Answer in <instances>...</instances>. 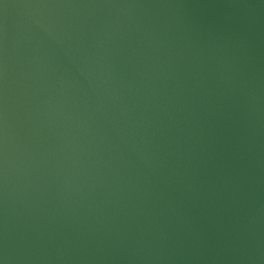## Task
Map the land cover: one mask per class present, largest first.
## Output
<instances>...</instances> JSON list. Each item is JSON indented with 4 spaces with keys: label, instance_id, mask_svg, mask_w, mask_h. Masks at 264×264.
<instances>
[{
    "label": "water",
    "instance_id": "95a60500",
    "mask_svg": "<svg viewBox=\"0 0 264 264\" xmlns=\"http://www.w3.org/2000/svg\"><path fill=\"white\" fill-rule=\"evenodd\" d=\"M0 264H264V0H0Z\"/></svg>",
    "mask_w": 264,
    "mask_h": 264
}]
</instances>
